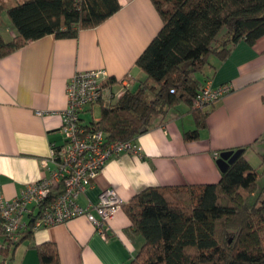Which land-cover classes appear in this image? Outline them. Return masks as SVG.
Wrapping results in <instances>:
<instances>
[{"label":"crops","instance_id":"1","mask_svg":"<svg viewBox=\"0 0 264 264\" xmlns=\"http://www.w3.org/2000/svg\"><path fill=\"white\" fill-rule=\"evenodd\" d=\"M117 1L116 13L75 38L48 35L0 59V199L4 202L47 176L42 161L51 147L63 143L66 84L75 74L102 69L114 81L127 78L130 90L144 79L135 62L160 30V16L151 0ZM0 35L6 42L16 36L10 22ZM210 62L215 71L206 67L194 78L199 84L209 79L212 87L231 89L205 109L206 128L198 139L184 140V133L195 125L189 107L180 103L165 116L155 117L150 129L136 138L138 154L111 158L78 197L85 208L97 202L102 190L113 189L123 201L105 225V236L84 215L24 234L14 248L5 244L0 229V264H40L36 248L45 243L54 244L60 264H129L144 240L133 232L125 205L139 192L149 187L215 184L221 177L216 161L228 150L243 148L244 158L258 168L259 155H264V142L255 143L264 136V36L252 45L237 43L221 63L214 58ZM94 107L81 115L85 124L99 119L89 117ZM258 147L263 148L258 151ZM252 157L257 166L250 163ZM7 248L10 252L4 257Z\"/></svg>","mask_w":264,"mask_h":264},{"label":"trees","instance_id":"2","mask_svg":"<svg viewBox=\"0 0 264 264\" xmlns=\"http://www.w3.org/2000/svg\"><path fill=\"white\" fill-rule=\"evenodd\" d=\"M151 2L162 26L135 62L144 79L115 104H99V119L88 124L108 142H135L155 117L180 103L189 107L195 125L184 140L198 139L206 128L205 109L213 103L196 106L195 97L209 79L199 84L194 76L206 67L213 73L211 59L223 62L237 43L252 45L264 36V0ZM119 8L117 0H24L6 9L16 36L6 42L0 35V59L48 35L75 38ZM259 158L264 167V155ZM258 177L242 153L215 184L139 192L125 205L133 232L144 240L129 264H264V194L255 193ZM36 251L40 264H60L54 244Z\"/></svg>","mask_w":264,"mask_h":264},{"label":"built area","instance_id":"3","mask_svg":"<svg viewBox=\"0 0 264 264\" xmlns=\"http://www.w3.org/2000/svg\"><path fill=\"white\" fill-rule=\"evenodd\" d=\"M109 78L105 70L97 69L79 72L67 82L60 128L63 143L51 147L48 158L42 161L47 176L26 185L10 202L0 199V229L8 247L17 244L28 229L52 227L82 215L105 236L108 220L122 208L124 203L113 189L102 190L97 202L85 208L77 201L111 158L121 153L138 154L134 142H108L101 131L91 129L81 119L92 106L115 104L128 88L124 78L116 81L118 89L113 90L114 85L107 84ZM230 89L228 85L212 87L206 81L195 104H212Z\"/></svg>","mask_w":264,"mask_h":264},{"label":"rangeland","instance_id":"4","mask_svg":"<svg viewBox=\"0 0 264 264\" xmlns=\"http://www.w3.org/2000/svg\"><path fill=\"white\" fill-rule=\"evenodd\" d=\"M22 1H24V0H0V31L4 28V26L9 24V21L7 19V16H6V8L14 6L18 3H21ZM93 111L94 112H93L92 116H89V117H90V119L92 118V119L96 120L100 116V109H99V107H97V105H95ZM262 148L263 147H258L257 150L261 151ZM256 162H257L256 159H254L253 157L250 158V163L253 166H257ZM256 170L259 174V177H258L255 193L258 196H263V194H264V167L261 165V163H260V166L258 168H256Z\"/></svg>","mask_w":264,"mask_h":264},{"label":"water","instance_id":"5","mask_svg":"<svg viewBox=\"0 0 264 264\" xmlns=\"http://www.w3.org/2000/svg\"><path fill=\"white\" fill-rule=\"evenodd\" d=\"M244 152L243 148L233 150H228L221 152L219 154L216 164L221 172H224L229 165H231L242 153Z\"/></svg>","mask_w":264,"mask_h":264}]
</instances>
